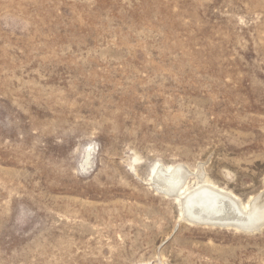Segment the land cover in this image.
I'll return each instance as SVG.
<instances>
[{
	"label": "rangeland",
	"instance_id": "1",
	"mask_svg": "<svg viewBox=\"0 0 264 264\" xmlns=\"http://www.w3.org/2000/svg\"><path fill=\"white\" fill-rule=\"evenodd\" d=\"M202 183L264 193V0H0V264H264Z\"/></svg>",
	"mask_w": 264,
	"mask_h": 264
},
{
	"label": "bare ground",
	"instance_id": "2",
	"mask_svg": "<svg viewBox=\"0 0 264 264\" xmlns=\"http://www.w3.org/2000/svg\"><path fill=\"white\" fill-rule=\"evenodd\" d=\"M187 173L183 166L170 171L158 168L154 173V184L163 193L177 196L184 192L183 181ZM182 202L183 216L188 221L248 231L264 225V193L252 198L247 208H243L233 194L210 183H202L184 193Z\"/></svg>",
	"mask_w": 264,
	"mask_h": 264
},
{
	"label": "water",
	"instance_id": "3",
	"mask_svg": "<svg viewBox=\"0 0 264 264\" xmlns=\"http://www.w3.org/2000/svg\"><path fill=\"white\" fill-rule=\"evenodd\" d=\"M193 224H196V223H193Z\"/></svg>",
	"mask_w": 264,
	"mask_h": 264
}]
</instances>
